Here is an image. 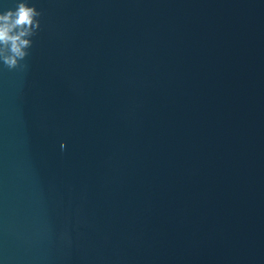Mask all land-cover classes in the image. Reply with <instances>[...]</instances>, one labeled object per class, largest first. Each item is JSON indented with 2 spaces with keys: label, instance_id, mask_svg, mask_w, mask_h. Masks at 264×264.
Wrapping results in <instances>:
<instances>
[{
  "label": "water",
  "instance_id": "water-1",
  "mask_svg": "<svg viewBox=\"0 0 264 264\" xmlns=\"http://www.w3.org/2000/svg\"><path fill=\"white\" fill-rule=\"evenodd\" d=\"M28 2L0 264H264V0Z\"/></svg>",
  "mask_w": 264,
  "mask_h": 264
},
{
  "label": "clouds",
  "instance_id": "clouds-1",
  "mask_svg": "<svg viewBox=\"0 0 264 264\" xmlns=\"http://www.w3.org/2000/svg\"><path fill=\"white\" fill-rule=\"evenodd\" d=\"M42 13L28 0H17L15 8L0 11V64L9 70L27 67L32 37L40 29ZM61 149L65 148L61 142Z\"/></svg>",
  "mask_w": 264,
  "mask_h": 264
}]
</instances>
